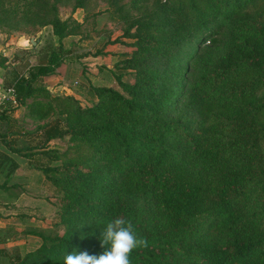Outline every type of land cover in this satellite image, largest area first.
Here are the masks:
<instances>
[{
  "label": "trees",
  "instance_id": "obj_1",
  "mask_svg": "<svg viewBox=\"0 0 264 264\" xmlns=\"http://www.w3.org/2000/svg\"><path fill=\"white\" fill-rule=\"evenodd\" d=\"M59 1L0 0V14L49 24L61 40L80 24L60 17ZM85 3L74 0L73 9ZM122 8L121 36L135 49L115 62L116 86H91L93 104L48 91L43 77L61 61L55 48L10 80L38 118L30 131L38 139L13 145L14 108L0 112V139L42 171L57 193L53 224L62 227L31 230L40 245L12 264L100 254L101 232L118 217L149 242L130 264H264V0L157 1L151 18L132 20ZM221 34L224 51L216 48ZM201 60L206 68L189 82ZM183 97L189 117H171ZM64 136L75 156L48 145Z\"/></svg>",
  "mask_w": 264,
  "mask_h": 264
},
{
  "label": "rangeland",
  "instance_id": "obj_2",
  "mask_svg": "<svg viewBox=\"0 0 264 264\" xmlns=\"http://www.w3.org/2000/svg\"><path fill=\"white\" fill-rule=\"evenodd\" d=\"M110 0H86L84 8L73 9L74 0H60L58 2V13L60 17L72 18L80 25L73 34L63 37L61 40L58 39L52 33L51 25L39 26L34 23L25 21L24 19L18 18H5L0 14V54H2V48L11 47L12 54H8L9 62L7 69L3 72V77L0 79L1 86H12L10 80L13 78L15 71H26L25 61L29 57L35 59L38 58L41 53L49 52L51 48H55L56 52L59 53L62 64L61 69L67 70L69 65L68 80L71 81L65 84L62 91L74 92L76 89L81 95L80 98H76L82 106H88L93 104L96 100L94 92L91 86H102L109 85L116 86L117 82L113 75L114 68L108 69L105 65L101 64L102 56L106 53L117 55L116 60L119 61L135 49L132 44V39L128 37H122L125 25L123 20L119 17L122 11L119 9L123 6L122 10L129 8V15L131 20L134 18L148 19L153 16V11L157 1L165 0H116L115 5H109ZM135 3V4H134ZM120 7L118 10L117 8ZM22 37V38H20ZM216 48L219 51H224L227 47V39L225 34L218 36ZM56 43V44H55ZM204 46H213L208 40L204 42ZM59 49V50H58ZM107 49V50H106ZM17 61L15 64L16 68L11 64L14 60ZM99 57V58H97ZM101 58V59H100ZM8 59V58H7ZM115 60V61H116ZM204 61L201 60L196 64L190 66V72L188 74V80H192L196 75H199L203 69ZM189 68V66H188ZM83 71L84 76L80 73ZM130 72H128L124 79H130ZM100 79V80H99ZM75 87V90H74ZM81 91V92H80ZM182 98L180 105L174 108L170 113L171 117L180 115L182 117H189V114L185 110ZM7 103L5 108L10 111L11 118L15 119V124L19 128L20 132H16L13 136L15 138L14 146L23 147L25 145H33L38 137L33 135L30 131H33L37 124V116L29 112L28 108L17 100V104ZM3 109V110H4ZM50 116V117H49ZM52 118V115L45 116V118ZM42 118L39 122H42ZM184 121V120H183ZM31 134V135H30ZM73 143V142H72ZM68 136L63 138H55L49 142V146L60 151L68 150L69 156H75V152L70 145ZM9 149L0 139V151ZM12 152V151H11ZM18 156H23L21 153H17ZM27 158V157H26ZM58 162L53 161L52 164ZM34 183L33 192L34 199L37 198L36 202H28L31 206L28 207L27 212H31L28 215L30 225L25 229L30 228L31 230L44 232L46 234H54L55 232L62 233V227L57 224H53L58 221L57 208L54 202L57 198V193L53 191L51 186L45 184H39L36 179H32ZM36 184V185H35ZM35 191V192H34ZM31 195H28L30 197ZM23 208H27L24 205ZM15 213L20 210L14 209ZM26 212V213H27ZM14 215V214H13ZM15 216V215H14ZM31 217V218H30ZM38 236V235H37ZM39 237V236H38ZM41 243L39 237V243L36 245L37 248ZM30 246H33L30 243ZM34 248V249H35Z\"/></svg>",
  "mask_w": 264,
  "mask_h": 264
},
{
  "label": "crops",
  "instance_id": "obj_3",
  "mask_svg": "<svg viewBox=\"0 0 264 264\" xmlns=\"http://www.w3.org/2000/svg\"><path fill=\"white\" fill-rule=\"evenodd\" d=\"M1 50L2 54L8 58V64V54H12L11 47L2 48ZM43 54L44 53H41L40 56L35 59L29 57L28 60L25 61V65L27 64L26 68L38 62L43 63L45 61V56ZM116 58L117 55L106 53L102 56V59L100 58L101 64L105 65L107 71L108 69L111 70L117 61ZM16 63L17 61H15L14 58L11 62L14 68H16ZM61 67L62 64L55 69L54 73L43 77V83L52 94L59 93L60 90L65 88V84L68 82L73 80H78V82L81 81L79 78L69 81V65H67L66 71H63ZM4 70L5 69L0 67V79L3 77ZM80 73L84 76L83 71H80ZM110 85L111 84L106 86ZM61 93L72 95L75 98L81 97L77 89L74 92L70 90L62 91ZM11 151L10 149L0 151V264H12L14 256H22L25 252L33 250L36 245H38L37 243H39V237L33 234L30 228L25 229V227L30 225L27 214L31 213L27 212L26 209L31 206L27 204L28 202L33 200L32 202L34 203L37 201V198L34 199L36 195L30 194L31 190L33 192L31 188L35 187L32 179H36L41 185L44 182V175L42 171L34 166L24 155L18 156L17 152ZM28 195L31 196L28 197ZM24 205H26L27 208H23ZM14 209L20 211L15 213ZM30 243H32L33 246H30Z\"/></svg>",
  "mask_w": 264,
  "mask_h": 264
},
{
  "label": "clouds",
  "instance_id": "obj_4",
  "mask_svg": "<svg viewBox=\"0 0 264 264\" xmlns=\"http://www.w3.org/2000/svg\"><path fill=\"white\" fill-rule=\"evenodd\" d=\"M148 241L138 236L131 220L118 217L106 223L101 232L100 254L87 251L67 253L63 264H130V254L138 248L148 247Z\"/></svg>",
  "mask_w": 264,
  "mask_h": 264
},
{
  "label": "built area",
  "instance_id": "obj_5",
  "mask_svg": "<svg viewBox=\"0 0 264 264\" xmlns=\"http://www.w3.org/2000/svg\"><path fill=\"white\" fill-rule=\"evenodd\" d=\"M65 89L68 88L65 87ZM7 103L17 104L16 91L13 86L0 87V112L5 108Z\"/></svg>",
  "mask_w": 264,
  "mask_h": 264
}]
</instances>
